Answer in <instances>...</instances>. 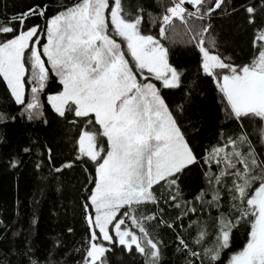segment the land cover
Listing matches in <instances>:
<instances>
[{"label":"snow or ice","instance_id":"snow-or-ice-1","mask_svg":"<svg viewBox=\"0 0 264 264\" xmlns=\"http://www.w3.org/2000/svg\"><path fill=\"white\" fill-rule=\"evenodd\" d=\"M3 181L0 264H264V0H0Z\"/></svg>","mask_w":264,"mask_h":264},{"label":"trees","instance_id":"trees-1","mask_svg":"<svg viewBox=\"0 0 264 264\" xmlns=\"http://www.w3.org/2000/svg\"><path fill=\"white\" fill-rule=\"evenodd\" d=\"M179 51V49H178ZM211 97H209L208 103H210ZM32 192V185L30 181H22L21 187V196L31 195ZM13 193L9 189L7 185V181L0 182V209L9 208L10 209V202L12 200ZM51 227V223L46 219L43 221L41 225V230L44 231Z\"/></svg>","mask_w":264,"mask_h":264}]
</instances>
